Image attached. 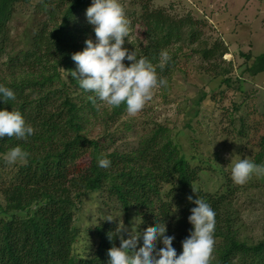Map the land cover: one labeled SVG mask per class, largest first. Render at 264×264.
Masks as SVG:
<instances>
[{"label":"trees","instance_id":"1","mask_svg":"<svg viewBox=\"0 0 264 264\" xmlns=\"http://www.w3.org/2000/svg\"><path fill=\"white\" fill-rule=\"evenodd\" d=\"M28 1L0 0V59L5 57L1 65L8 71L7 78H0V85L16 95L14 101L0 100V110L20 111L34 128L26 142L0 139V162L13 147L29 153L28 163L13 165L9 183L1 188L0 264H107L108 249L118 247L119 238L116 223L105 219L89 228L95 246L88 253L73 255L80 237L74 224L76 205L98 192L125 212H133L138 219L136 231L141 234L147 227L164 222L166 234L175 237L173 247L179 254L181 242L192 228L187 218L196 205L187 197L197 170L162 126L152 129L128 151L109 147L118 131L129 129L125 123L101 139L91 138L87 126L91 117L98 115L96 105L101 102L93 103L89 98L92 93L81 89L71 76L66 79V71L75 70L71 55L85 47L87 28L78 27L77 17L85 14L93 0H42L35 5L31 29L22 38L25 48L15 51L9 25L16 7ZM139 24L141 40L124 46L134 49L138 58H146L158 76L168 80L176 65L175 56L161 70V54L176 44L194 43L200 22L190 15L173 18L163 9L150 10L144 3ZM217 51L214 45L200 53L211 59ZM123 63L127 66L130 62ZM246 71L251 76L264 73V54L254 57ZM125 111L124 104L113 107L110 120ZM100 158L110 160L111 166L100 167ZM199 198L216 213L212 264H264V240L247 244L238 239L228 213V193L200 194Z\"/></svg>","mask_w":264,"mask_h":264},{"label":"rangeland","instance_id":"2","mask_svg":"<svg viewBox=\"0 0 264 264\" xmlns=\"http://www.w3.org/2000/svg\"><path fill=\"white\" fill-rule=\"evenodd\" d=\"M41 1L29 0L16 7L9 25L13 50L25 48L22 38L29 33L35 5ZM120 3L131 22L126 45L142 38L139 16L144 3H148L150 10L163 9L173 18L190 15L198 20V39L192 44H176L167 51L170 57L175 56L176 65L167 85L153 89L152 99L141 112L130 116L125 111L110 120L113 107L101 102L96 105L98 115L91 117L87 126L88 135L101 139L125 123L129 129L118 131L109 147L128 151L152 129L165 127L180 153L197 170V179L189 189L192 200L200 194L228 193V213L238 239L247 244L264 240V177L254 176L244 186L234 184L231 179V168L239 159L264 164V73L251 76L246 71L254 57L264 54V0H120ZM77 20L78 27L87 28L86 38L95 41L93 26L85 14H80ZM214 45L218 48L215 56L203 58L200 51ZM223 50L227 53L223 54ZM4 60L5 57L0 59V78L8 77V71L1 65ZM13 169L5 161L0 162V203L1 188L9 183ZM108 217L116 220L121 217L125 227L136 233L138 219L133 212H125L104 193L87 195L75 209L74 224L79 227L80 237L73 246V255L88 253L95 246L89 228ZM124 235L127 238V233Z\"/></svg>","mask_w":264,"mask_h":264},{"label":"clouds","instance_id":"3","mask_svg":"<svg viewBox=\"0 0 264 264\" xmlns=\"http://www.w3.org/2000/svg\"><path fill=\"white\" fill-rule=\"evenodd\" d=\"M85 16L93 26L95 41L86 39L84 49L71 55L76 67L75 70H65L68 73L66 79L71 76L81 89L92 93L89 98L93 103L98 100L114 108L124 104L130 116L137 115L152 99L153 89L166 86L167 80L158 76L146 58H138L134 49L130 51L124 46L126 41L129 43L131 22L120 0H93ZM170 59L167 52L161 54V70ZM125 60L130 62L127 66L123 63ZM15 99L12 89L0 85V100L7 103ZM33 134L34 128L26 123L20 111L0 110V139L14 138L26 142ZM28 156V152L17 146L7 151L3 160L9 166L26 165ZM98 164L108 168L111 161L100 158ZM254 176L264 177V164L242 158L231 168V179L238 186L246 185ZM192 190L196 192L193 187ZM187 199L196 206L190 209L187 219L192 228L182 240L179 254L173 247L175 237L166 234L164 222L147 227L141 234L129 231L121 217L119 220L108 217L107 221L119 225L115 230L119 246L108 249L107 264H212L215 259L216 213L202 198L192 200L189 196ZM141 235L142 246L137 247ZM108 238L111 240L113 236Z\"/></svg>","mask_w":264,"mask_h":264}]
</instances>
